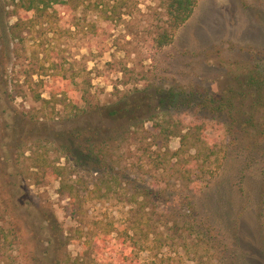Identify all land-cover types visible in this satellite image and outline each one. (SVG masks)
Here are the masks:
<instances>
[{
  "label": "rangeland",
  "instance_id": "obj_1",
  "mask_svg": "<svg viewBox=\"0 0 264 264\" xmlns=\"http://www.w3.org/2000/svg\"><path fill=\"white\" fill-rule=\"evenodd\" d=\"M164 5L74 0L57 6L49 22H37L18 0H0V224L13 230L3 251L15 264H69L66 255L79 251L78 225L59 193L60 166L82 191L102 182L99 196L89 198L93 217L103 208L119 216L129 205L150 207L174 264H264V106L244 135L230 131L236 123L229 115L157 99L172 89H206L224 97L225 113L244 121L256 97L245 76L264 75V0H198L173 43L158 49L153 40L166 24ZM119 102L125 118L106 117ZM80 127L100 132L104 161L120 178L64 156L65 136ZM189 127L199 136L190 140L196 146L179 161L166 155ZM135 184L171 195L183 216L157 201L130 200ZM173 194L193 206L182 208ZM48 215L59 223L64 255L56 263L48 256L56 235ZM194 221L207 236L192 231Z\"/></svg>",
  "mask_w": 264,
  "mask_h": 264
},
{
  "label": "trees",
  "instance_id": "obj_2",
  "mask_svg": "<svg viewBox=\"0 0 264 264\" xmlns=\"http://www.w3.org/2000/svg\"><path fill=\"white\" fill-rule=\"evenodd\" d=\"M74 0H18V4L22 6L27 12H32L34 18H43L46 21H50L51 12L57 10L59 5H69ZM198 0H165V14L166 24L157 32L153 42L158 49L163 48L173 43L177 31L184 26L187 21L193 15ZM97 6V5H96ZM99 8V7H97ZM105 11L106 17L107 9ZM32 18L30 21H32ZM57 80V79H56ZM245 84L248 87L255 88L256 97L253 103V111L249 113V116L241 120V116L237 117L233 113H225L226 104L223 101L222 95L213 94L206 89L196 88L190 91L172 89L168 92H161L157 97L158 103L170 104L178 108L183 104H190L195 102L201 106V110L215 115H229L232 122L236 123L230 131L236 134L243 133L248 135L250 131L249 125L257 122L259 114L261 113V107L264 106V75L258 71H250L245 76ZM65 85H60L62 88ZM52 95L56 96L58 91L52 90ZM116 103L110 107H107L104 115L114 121H119L125 118V112L128 110L119 106ZM230 101V105H231ZM258 106V107H257ZM167 113V111H163ZM140 117L144 116L142 113ZM134 117L127 118L129 121ZM138 118V117H137ZM133 126L132 121L129 124ZM200 129V128H198ZM201 134L203 129H200ZM172 134V131H167ZM196 133L190 131V127L187 131H180L178 137L180 138V147L176 151H166V155L170 154L173 158L179 161L182 157L188 154V151L193 146H196L195 142H199V136ZM100 132L97 130H91L89 127L86 129L77 128L70 131L65 137L67 144L64 145L66 150L65 157H71L74 162L80 167L87 168L97 173H101L103 176H111L112 178H120L116 174L113 165H108L104 161V151L100 142ZM194 136L195 142L190 144L191 138ZM167 150V148H166ZM196 154L199 155V152ZM165 155V154H164ZM180 158V159H179ZM192 158H195L193 156ZM185 160L184 162H188ZM65 167H55V174L61 179L59 193L68 201V210L70 216L78 225V235L74 242L79 245V251L76 256L68 253L66 262L69 264H95L96 260H113L117 264H174L171 257L166 256L164 247L167 246L162 239L163 232L160 230L161 225L159 221L154 219V211L146 205L134 206L129 205L128 209L121 215H115L108 208H103L99 212V215L93 217L89 214V198L93 194L99 196L101 192L100 182L97 185V189H91L84 191L80 190L74 183L70 182L68 177L64 173ZM185 173H190L185 171ZM125 178V177H124ZM126 178L125 180L128 182ZM130 181V180H129ZM95 186V185H94ZM132 197L130 200L138 201L142 200L157 201V204L161 206L169 207L176 215H179L177 209L171 202V195L155 190L149 186H142L135 184L132 186ZM109 193V192H108ZM106 193L105 195H107ZM103 195V196H105ZM173 198L177 199L179 205L182 208H191L193 205L186 195L173 194ZM103 197H99L101 200ZM173 201V200H172ZM132 202V201H129ZM130 204V203H129ZM151 210V211H150ZM190 215V214H189ZM49 217V215H48ZM50 229L55 231L56 235L52 239L55 247L52 254L48 256L52 262H59L63 253H59L58 245L61 243V239L58 236L60 229L57 218L51 215L48 218ZM192 231L203 233V227L198 221H194L190 225ZM203 228V229H202ZM13 230L6 228L3 224H0V264H15V257L9 254L7 251H3L4 248L12 245ZM147 253V258L142 259V254ZM118 258V259H116ZM115 263V264H116ZM216 264V263H212Z\"/></svg>",
  "mask_w": 264,
  "mask_h": 264
}]
</instances>
